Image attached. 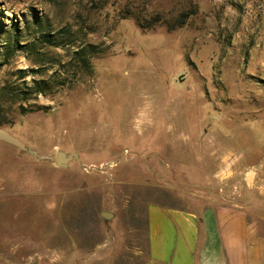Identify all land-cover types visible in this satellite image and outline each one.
<instances>
[{"label": "rangeland", "instance_id": "374dc122", "mask_svg": "<svg viewBox=\"0 0 264 264\" xmlns=\"http://www.w3.org/2000/svg\"><path fill=\"white\" fill-rule=\"evenodd\" d=\"M61 30L73 46L42 45ZM84 44L89 73L23 94ZM0 62V128L39 156L0 142V264H144L150 204L231 206L246 169L264 185V0H0Z\"/></svg>", "mask_w": 264, "mask_h": 264}, {"label": "crops", "instance_id": "0c3cea01", "mask_svg": "<svg viewBox=\"0 0 264 264\" xmlns=\"http://www.w3.org/2000/svg\"><path fill=\"white\" fill-rule=\"evenodd\" d=\"M240 175L231 206L180 209L150 204L144 264H264V189L259 190L264 185L256 171L246 169Z\"/></svg>", "mask_w": 264, "mask_h": 264}, {"label": "trees", "instance_id": "16d2710c", "mask_svg": "<svg viewBox=\"0 0 264 264\" xmlns=\"http://www.w3.org/2000/svg\"><path fill=\"white\" fill-rule=\"evenodd\" d=\"M191 15H193L192 12H185L180 14L179 16H177L175 19H173L169 24H166L165 22H163V20L159 19V17H153L151 18L149 21H145V20H138V17H136V23L141 27V29L146 30V29H150L152 28L155 24H159V23H164L167 25L169 30H172L174 28H180L182 27L185 23L187 18H189ZM65 30H61L60 32L56 33V34H49V33H41L40 34V41L42 42L43 46H48V47H58V46H63L66 47L68 46H73L74 45V41L69 37L70 33H66L68 34L67 39L65 36H61L59 33H63ZM58 41H62L61 44H59ZM16 43V42H15ZM27 46L29 53H31V55H37L40 54L41 56H43V53L40 52V50L36 51L35 47H33L32 45H28L26 44L25 47ZM9 48V47H5ZM13 51V48L10 50V48L8 50H5V55L6 53H9L8 55H10ZM101 49L98 50V48H96V46L91 45V44H84L81 46H77L74 48V50H71V55H70V61L68 63V67L71 68L70 71L71 72V76L69 75H65L63 78L57 79L55 80L54 74H51L50 76H48L47 78H42V79H32L30 82V85L26 86V91H23V94L25 95H35V96H47L50 95L52 93H54L57 89H61L63 87H68L70 85H72L75 81L76 78L78 77V75H80L81 73L84 72H88L91 71V63H90V59L89 57H93V55L100 53ZM91 57V58H92ZM43 61H38L35 64H37V68L36 70H30V71H26L23 70L21 71V76L20 79H25L27 78V76L29 75L28 73H32L33 75H44L46 72L45 70H42V66L45 65L43 64L44 59H42ZM36 61V60H35ZM33 62V61H32ZM45 62H48L47 60H45ZM2 66V63L0 62V67ZM45 69V68H44ZM4 94L1 97H8L9 95H12L14 92H11L10 89L4 88ZM29 96L25 97L24 100L27 101L29 99ZM22 101V100H21ZM23 113L25 112H38V111H46L48 110V107L46 106H40L37 104H33L32 106H30L29 108H23L21 107Z\"/></svg>", "mask_w": 264, "mask_h": 264}, {"label": "water", "instance_id": "95a60500", "mask_svg": "<svg viewBox=\"0 0 264 264\" xmlns=\"http://www.w3.org/2000/svg\"><path fill=\"white\" fill-rule=\"evenodd\" d=\"M0 142L13 146L21 151L27 152L34 158L39 159V156L35 151L28 148L21 140L11 135L3 128H0ZM73 158H77V154H66L63 151H58L55 155V164L59 168H68V165L73 160ZM100 216L105 221H110L112 218H114V214L111 212H101Z\"/></svg>", "mask_w": 264, "mask_h": 264}]
</instances>
